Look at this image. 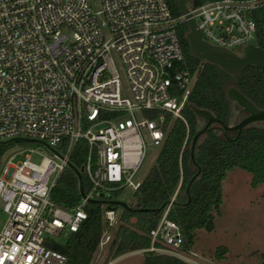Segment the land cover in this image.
Returning <instances> with one entry per match:
<instances>
[{
  "label": "built area",
  "instance_id": "obj_1",
  "mask_svg": "<svg viewBox=\"0 0 264 264\" xmlns=\"http://www.w3.org/2000/svg\"><path fill=\"white\" fill-rule=\"evenodd\" d=\"M263 3L212 0L192 4L188 14L203 40L237 50L254 43L250 13ZM185 21L167 0H100L98 10L90 0H0V141L34 139L50 152L35 160L40 151L25 147L0 157V264H66L53 237L76 231L88 202L139 187L148 146L159 148L166 137L165 113L184 122V146L182 111L194 83L177 32ZM80 139L90 188L62 208L51 190ZM17 154L23 157L14 161ZM181 179L145 251L184 258L183 235L168 217ZM101 204L108 225L116 223L118 211Z\"/></svg>",
  "mask_w": 264,
  "mask_h": 264
},
{
  "label": "trees",
  "instance_id": "obj_2",
  "mask_svg": "<svg viewBox=\"0 0 264 264\" xmlns=\"http://www.w3.org/2000/svg\"><path fill=\"white\" fill-rule=\"evenodd\" d=\"M212 0H193L200 4ZM175 14H179L174 0H167ZM255 22L254 43L264 49V3L250 13ZM186 23H181L178 36L184 54V68L195 80L183 108L188 125L187 134L184 122L165 113L164 125L168 131L162 145L158 148L155 163L142 178L139 187L132 193L133 204L122 208L119 225L109 243L105 260L138 249L149 247V230L155 227L163 210L169 204L177 187L180 174L181 184L170 204L168 217L175 221L183 235L180 250L186 252L194 243L195 231H211L214 227V214L222 203V183L228 172L241 169L251 174L252 187L264 185V129L243 128L236 137L217 134L208 128L199 134L193 147L190 162L191 140L202 127L188 104L211 111L216 118L226 122L230 103L225 96L228 84L236 86L256 106L264 103V69L248 66L237 75H229L216 65L206 63L190 54L184 38ZM214 123V122H213ZM22 143H27L20 141ZM12 143L0 144V157ZM87 154L86 141L78 140L69 153L70 163L81 172L83 192L87 193L90 182L82 172ZM113 196L117 192H112ZM52 201L62 208H72L80 201L79 180L75 172L65 167L51 190ZM97 198L85 205L86 219L80 227L70 232L63 243H51V247L64 253L66 264H89L108 223L103 217L104 206ZM120 207L110 204L109 208ZM222 250H225L222 248ZM220 255V253H217ZM141 264H193L168 253L146 251Z\"/></svg>",
  "mask_w": 264,
  "mask_h": 264
},
{
  "label": "rangeland",
  "instance_id": "obj_3",
  "mask_svg": "<svg viewBox=\"0 0 264 264\" xmlns=\"http://www.w3.org/2000/svg\"><path fill=\"white\" fill-rule=\"evenodd\" d=\"M90 3L94 10L100 9V0H90ZM171 13L177 15L172 10ZM236 49L240 50L239 47ZM115 63L123 88L126 90L125 72L116 56ZM11 143L6 154L23 150L25 147H32L40 151L39 154L33 153L35 160H39L41 155H50L47 148L35 142L27 144L20 140H14ZM157 152L156 146H148L146 157L137 171L138 179H142L155 163ZM22 157L23 154H17L13 160ZM250 181L251 174L244 170L236 168L227 173L222 183L220 210L214 214L213 229L211 231L203 229L195 231L193 245L188 251L180 252L184 255L182 259L193 264H264V185L252 187ZM132 193L130 188H125L116 199L132 205ZM117 211L118 215H121L122 207H118ZM5 219L6 213L0 207V228ZM119 223L118 220L116 223L108 225L89 264L142 263L146 254L144 249L121 253L105 260L109 243ZM65 238L66 235L63 234L59 237L54 236L53 240L63 243Z\"/></svg>",
  "mask_w": 264,
  "mask_h": 264
},
{
  "label": "water",
  "instance_id": "obj_4",
  "mask_svg": "<svg viewBox=\"0 0 264 264\" xmlns=\"http://www.w3.org/2000/svg\"><path fill=\"white\" fill-rule=\"evenodd\" d=\"M174 4L179 13L184 14L186 18L187 31L184 38L188 44L190 54L201 59L206 63L216 65L229 75H237L245 70L248 66H257L264 69V49L254 43H245L240 50H232L225 46L211 44L201 37V30L197 28L194 19L188 14L189 7L192 6L193 0H174ZM225 96L231 105V109L227 118L228 124H223V130L237 129L238 134L241 129L246 127H255L264 129V103L261 107L256 106L249 98H247L236 86L228 84L225 87ZM189 108L192 110L196 118L199 119L198 127L202 129L194 135L191 140L190 162L193 159V147L199 134L206 132V128L213 122L222 123L215 115L203 108L189 103ZM236 118L239 122L236 125H231ZM14 140L41 143L34 139L18 138L0 141V144L10 143ZM79 180V193L84 196L82 188L81 172L77 170L70 162L67 163ZM102 196V194H99ZM93 201V200H92ZM100 203L108 202L122 208L128 209L127 202L119 199L100 200Z\"/></svg>",
  "mask_w": 264,
  "mask_h": 264
},
{
  "label": "flooded vegetation",
  "instance_id": "obj_5",
  "mask_svg": "<svg viewBox=\"0 0 264 264\" xmlns=\"http://www.w3.org/2000/svg\"><path fill=\"white\" fill-rule=\"evenodd\" d=\"M230 109H231V105H230ZM239 118H236L235 121L231 124V125H236L238 122H239ZM222 123H217V122H214V123H211L209 124L210 127L209 128H212L213 130H215L217 132V134H221L223 136H228V137H236L238 135V130L237 129H233V130H223V124L227 125L228 122L226 120V122H223L221 121ZM208 128V126H207ZM206 128V130H207ZM242 130V129H241Z\"/></svg>",
  "mask_w": 264,
  "mask_h": 264
}]
</instances>
